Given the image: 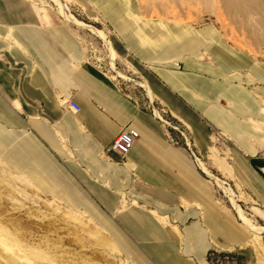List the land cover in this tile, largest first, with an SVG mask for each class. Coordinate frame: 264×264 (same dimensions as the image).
Returning <instances> with one entry per match:
<instances>
[{"label":"crops","instance_id":"crops-1","mask_svg":"<svg viewBox=\"0 0 264 264\" xmlns=\"http://www.w3.org/2000/svg\"><path fill=\"white\" fill-rule=\"evenodd\" d=\"M70 1L103 18L112 48L159 106L152 111L117 88L88 62L74 31L47 24L31 0H0L7 172L92 216L137 264H215V251L243 253L245 228L219 202L205 164L159 117L167 107L202 157L264 209V58L230 43L218 26L151 18L139 0ZM127 129L140 134L129 153L106 154Z\"/></svg>","mask_w":264,"mask_h":264},{"label":"rangeland","instance_id":"rangeland-1","mask_svg":"<svg viewBox=\"0 0 264 264\" xmlns=\"http://www.w3.org/2000/svg\"><path fill=\"white\" fill-rule=\"evenodd\" d=\"M31 1L44 14L43 20L47 24H64L74 31L86 49L88 62L105 78L106 75L116 78L111 82L117 88L135 99L159 106L156 99L152 102L147 98L139 85L143 81L141 75L128 60L113 48L115 60L107 56L106 41L110 43L111 39L103 18L89 17L70 0H59L57 4L55 0ZM139 3L145 15L151 18L218 26L230 43L264 58V12L253 9V0H139ZM231 4L241 11L229 9ZM94 30L102 32L106 38ZM165 110L167 119L190 138L196 160L205 164L204 167L201 163V168L218 186L219 202L233 210L245 228L248 240L253 234L244 224V218L260 231L262 237L261 257L253 246L247 245L243 253L215 251L210 259L215 264H264V209L233 181L222 177L210 161L202 157L187 126L176 120L167 107ZM217 138L218 147L224 151L223 140ZM5 167L0 161V230L5 231L0 235V264H7L11 259L17 264H137L125 255L106 226L85 212L69 208L35 185L16 178ZM5 222L9 223L8 229L4 228Z\"/></svg>","mask_w":264,"mask_h":264},{"label":"built area","instance_id":"built-area-1","mask_svg":"<svg viewBox=\"0 0 264 264\" xmlns=\"http://www.w3.org/2000/svg\"><path fill=\"white\" fill-rule=\"evenodd\" d=\"M62 103L68 110L75 114L80 111V106L70 98H63ZM150 107L152 108V111L155 110L152 104H150ZM160 114L161 117H159V119L166 125L167 128L174 130L178 132V134H180L183 142L186 144L191 154L196 157L192 149V142L190 138L187 137L185 131L181 130L180 127L174 126L172 122L167 119V117L165 116L166 110L164 108H161ZM139 136V132L135 129L124 130L111 146L105 148V153L109 154L110 152H116L122 157H125L129 153Z\"/></svg>","mask_w":264,"mask_h":264},{"label":"bare ground","instance_id":"bare-ground-1","mask_svg":"<svg viewBox=\"0 0 264 264\" xmlns=\"http://www.w3.org/2000/svg\"><path fill=\"white\" fill-rule=\"evenodd\" d=\"M56 1V4L57 2L59 3V0H55ZM225 6H227V4H225ZM229 9H231L232 11H241L239 9V7H237L235 4H231L228 6ZM252 7L255 11L257 12H264V0H253V3H252ZM62 12V11H61ZM66 15V14H65ZM68 17V16H67ZM67 17L65 16V18L67 19ZM87 29V28H86ZM95 31V30H94ZM98 35H100L103 39L106 38V36L102 33V32H98V31H95ZM105 49H106V52H107V56H109V58L113 61L115 60L116 58V54L114 52V50L112 49V47L110 46V43L108 41H106V46H105ZM144 88L148 91L149 95H150V91L147 87V85H143ZM216 158V157H215ZM227 166L225 165V168ZM221 169H223V167H220ZM225 171V169H223ZM220 182V181H219ZM220 185L223 186V184H221L220 182ZM241 214V213H240ZM241 217H242V214H241ZM244 218V217H242ZM9 220V219H8ZM244 220V224L247 226V228L252 232V237L250 240H247V242L245 243V246L247 245H251L253 246L256 251H257V254L258 256H262V251L261 249H263L262 245H261V240H262V237L260 235V231L252 225V223L250 221H248L246 218L243 219ZM6 223V222H5ZM7 225L4 226V228H7L8 229V225L9 223H6ZM93 228H95L94 226H92ZM14 231L16 232V230L14 229ZM5 233V231L3 230H0V235H3ZM22 243H20L21 245ZM7 264H17L15 262V260L11 259Z\"/></svg>","mask_w":264,"mask_h":264}]
</instances>
